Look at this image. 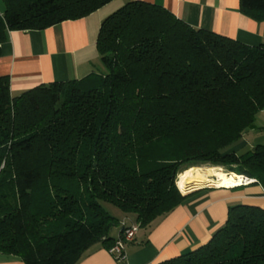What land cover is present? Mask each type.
<instances>
[{
	"label": "trees",
	"instance_id": "trees-1",
	"mask_svg": "<svg viewBox=\"0 0 264 264\" xmlns=\"http://www.w3.org/2000/svg\"><path fill=\"white\" fill-rule=\"evenodd\" d=\"M110 1L3 0L0 43ZM239 5L264 17V0ZM96 46L102 72L80 79L13 96L0 76V253L25 264H77L94 243L110 248L120 221L105 204L150 225L192 191L175 177L195 157L264 187V144L233 149L264 110V44L128 0L101 21ZM160 264H264V207L230 206L205 244Z\"/></svg>",
	"mask_w": 264,
	"mask_h": 264
},
{
	"label": "crops",
	"instance_id": "crops-1",
	"mask_svg": "<svg viewBox=\"0 0 264 264\" xmlns=\"http://www.w3.org/2000/svg\"><path fill=\"white\" fill-rule=\"evenodd\" d=\"M128 0H112L96 11L45 29L10 30L0 43V76H7L15 96L39 84L80 79L102 69L96 46L101 21ZM162 5L192 27L211 30L247 45L264 44V17L247 13L239 0H142ZM258 114L264 115V110ZM242 139V137H241ZM189 191V190H188ZM182 193V192H181ZM185 199L148 226H139L117 260L101 242L94 243L77 264H160L205 244L221 228L229 207H264V187L257 182L205 186L182 193ZM135 222L130 214L119 220ZM113 235L117 239L121 230ZM0 264H25L0 253Z\"/></svg>",
	"mask_w": 264,
	"mask_h": 264
},
{
	"label": "rangeland",
	"instance_id": "rangeland-1",
	"mask_svg": "<svg viewBox=\"0 0 264 264\" xmlns=\"http://www.w3.org/2000/svg\"><path fill=\"white\" fill-rule=\"evenodd\" d=\"M3 6H4L3 0H0V11L3 10ZM99 72H102V69ZM257 144H264V115H261V114H257L255 117V127L253 129L246 130L242 135V139L233 146V149L236 151V153L241 154V153H244V152L252 149ZM207 166L208 167L209 166L221 167L226 173H229L225 166L212 165L211 163L205 161L202 158L195 157V159H190V160L186 161L182 165V167L178 170V172L176 173L175 184H176L177 188L189 190V189L183 188L178 182V175L181 174L185 169H187L189 167H207ZM204 175L209 176L207 173H205ZM240 176L244 177V175H240ZM245 177H247V176H245ZM208 186H212V185H208ZM104 207L111 215L116 217L118 219V221L124 215L123 211H121L120 209H118L112 205L105 204ZM118 231H119V224L117 223L116 225H114L111 228L110 235L111 236L117 235Z\"/></svg>",
	"mask_w": 264,
	"mask_h": 264
},
{
	"label": "bare ground",
	"instance_id": "bare-ground-1",
	"mask_svg": "<svg viewBox=\"0 0 264 264\" xmlns=\"http://www.w3.org/2000/svg\"><path fill=\"white\" fill-rule=\"evenodd\" d=\"M207 173L209 176H205ZM249 177H243L234 172L226 173L221 167H189L178 175L179 184L186 189L215 185V186H234L242 185ZM192 188V189H191Z\"/></svg>",
	"mask_w": 264,
	"mask_h": 264
},
{
	"label": "built area",
	"instance_id": "built-area-1",
	"mask_svg": "<svg viewBox=\"0 0 264 264\" xmlns=\"http://www.w3.org/2000/svg\"><path fill=\"white\" fill-rule=\"evenodd\" d=\"M251 182H255V179L250 178L248 180H245L243 182L244 184L242 185H246ZM120 225H121V230L118 238L114 241L113 245L110 248H108L109 253L117 260H122L126 257L125 246L128 242H130L133 239L139 227L138 223L136 222L128 223L125 219H123L120 222Z\"/></svg>",
	"mask_w": 264,
	"mask_h": 264
},
{
	"label": "water",
	"instance_id": "water-1",
	"mask_svg": "<svg viewBox=\"0 0 264 264\" xmlns=\"http://www.w3.org/2000/svg\"><path fill=\"white\" fill-rule=\"evenodd\" d=\"M245 177V176H244ZM205 187V186H204ZM200 188H202V187H200ZM196 189H198V188H196Z\"/></svg>",
	"mask_w": 264,
	"mask_h": 264
}]
</instances>
